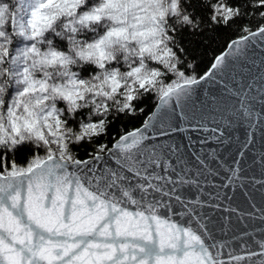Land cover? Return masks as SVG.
Listing matches in <instances>:
<instances>
[{"label": "snow or ice", "instance_id": "obj_1", "mask_svg": "<svg viewBox=\"0 0 264 264\" xmlns=\"http://www.w3.org/2000/svg\"><path fill=\"white\" fill-rule=\"evenodd\" d=\"M256 50L264 0H0V264H264Z\"/></svg>", "mask_w": 264, "mask_h": 264}, {"label": "water", "instance_id": "obj_2", "mask_svg": "<svg viewBox=\"0 0 264 264\" xmlns=\"http://www.w3.org/2000/svg\"><path fill=\"white\" fill-rule=\"evenodd\" d=\"M226 50V48H225ZM224 50V51H225ZM264 60V50H256L251 52L249 58L247 59L248 67L245 69H241L240 67L237 68V71H244L245 75L249 73L253 76L257 75V69L260 68L261 61ZM158 103V100L156 104ZM156 106V105H155ZM155 110V107L153 111ZM151 115V114H150ZM214 126L212 124L209 125ZM221 131L224 132L225 138L229 140L231 144V152L226 153V155H230L232 152L236 151L238 144L245 140L246 133L249 131L246 123H241L238 120L232 122L229 125H223ZM255 132V140L254 142L250 143L248 148L245 151L248 153L243 159L246 161L245 171L248 173L246 179H252L255 177L256 179H261L260 172L262 171L260 167V156L264 153V130L261 129H254ZM177 142H179L180 136L177 134L176 136ZM223 151V148L220 149ZM255 159H252V158ZM222 179V177H221ZM254 192L255 200H252V197H248L249 202H254L256 204L260 203V190L259 186L257 185L255 188L252 189ZM239 199V198H238ZM259 216V210L257 209V217ZM258 218L251 222L252 227L249 228V231H252L255 228L256 232L264 230V226L260 228H256L255 226L258 224ZM245 225H242L244 227Z\"/></svg>", "mask_w": 264, "mask_h": 264}, {"label": "trees", "instance_id": "obj_3", "mask_svg": "<svg viewBox=\"0 0 264 264\" xmlns=\"http://www.w3.org/2000/svg\"><path fill=\"white\" fill-rule=\"evenodd\" d=\"M226 39L227 37H221L216 44L213 45V50L215 51L216 54H220L222 51L225 50L226 48ZM213 50H210L208 52V57L209 59L213 56ZM157 98L155 96V94H152L150 97L147 98V102H146V112L144 113L143 117H141L139 122H136L134 124H128L125 127V130H132L133 127H139L140 124L143 122V119H146L148 115L151 114V112L153 111L156 102H157Z\"/></svg>", "mask_w": 264, "mask_h": 264}]
</instances>
